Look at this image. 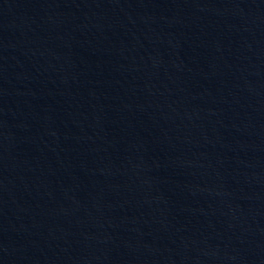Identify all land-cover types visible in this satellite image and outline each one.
I'll return each instance as SVG.
<instances>
[{"label":"water","instance_id":"1","mask_svg":"<svg viewBox=\"0 0 264 264\" xmlns=\"http://www.w3.org/2000/svg\"><path fill=\"white\" fill-rule=\"evenodd\" d=\"M0 264H264V0H0Z\"/></svg>","mask_w":264,"mask_h":264}]
</instances>
